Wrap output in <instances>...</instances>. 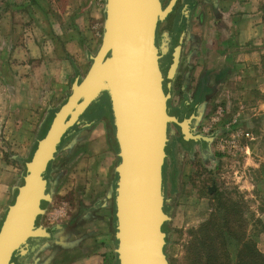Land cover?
<instances>
[{
  "label": "rangeland",
  "instance_id": "obj_1",
  "mask_svg": "<svg viewBox=\"0 0 264 264\" xmlns=\"http://www.w3.org/2000/svg\"><path fill=\"white\" fill-rule=\"evenodd\" d=\"M29 1L10 0V14L2 18L0 0V226L53 113L69 96L75 78H82L90 66L86 49L89 46L94 56L103 35L105 0H55L52 13L47 8L51 1L37 0V6ZM212 5L189 6L186 24L197 16L198 8V14L210 10L213 16L217 4ZM262 9L264 22V0ZM173 22H162L158 28L157 47L164 43L168 49L162 56L166 77L168 54L187 33L183 24L174 39L169 36ZM218 23L223 24L222 17ZM260 44L264 47V41ZM256 61L250 60L243 73L224 66L218 82L213 79L208 84L211 88L194 118V130L211 137L212 146L208 144L201 151L194 144L185 145L174 139L178 135L175 126H169L163 194L168 214L165 253L170 264H186L185 246L192 238L191 230L205 222L211 212L222 217L213 201L215 194L235 204L234 218L239 220L241 231L253 237L264 253V55ZM187 65L179 68L172 80L165 79L170 110L180 105L182 89L185 96L196 90L194 72L189 70L193 65L190 61ZM101 103L108 105L106 99ZM97 104L63 140L49 164L44 177L50 201L42 204L43 214L37 221L39 226L54 230L77 223L75 233L88 241L96 234L101 237V204L106 199L113 213L115 168L119 163L110 115L103 119L106 147H101ZM172 158L175 163L171 166ZM172 170L175 178L171 182ZM49 244L41 242L39 251L17 255L14 264H51ZM234 252L231 247L232 256Z\"/></svg>",
  "mask_w": 264,
  "mask_h": 264
},
{
  "label": "water",
  "instance_id": "obj_2",
  "mask_svg": "<svg viewBox=\"0 0 264 264\" xmlns=\"http://www.w3.org/2000/svg\"><path fill=\"white\" fill-rule=\"evenodd\" d=\"M177 1L169 0L163 7L161 0H105L99 48L85 75L75 78L69 96L53 113L4 215L0 264H14L17 255L26 256L52 238V231L37 224L42 204L50 201L45 173L64 135L80 124L94 104L105 99L119 158L114 189L116 264H170L162 229L168 220L163 168L169 126L178 127L184 141L206 140L190 133L193 115L179 121L169 112L170 94L164 84L177 72L184 36L173 49L167 77L160 69L168 49L164 43L156 46L157 27Z\"/></svg>",
  "mask_w": 264,
  "mask_h": 264
},
{
  "label": "crops",
  "instance_id": "obj_3",
  "mask_svg": "<svg viewBox=\"0 0 264 264\" xmlns=\"http://www.w3.org/2000/svg\"><path fill=\"white\" fill-rule=\"evenodd\" d=\"M2 1L3 18L4 16H9L11 4L10 0ZM49 1L51 2H49L50 4L47 5V8L52 13L51 9L54 10L57 1ZM191 1V7L199 3H208L213 8L212 4L215 2L217 4L216 11L212 12L213 16L210 10L198 14L199 8L196 9L195 13H197V16L193 17L190 23L187 24V33L181 43L182 52L177 70L179 71V68L187 65L189 61L193 65L192 69L189 68V70L194 72L193 75L196 78V92L200 89L198 91L199 110L205 102L207 89L211 88L208 84H211L213 79L218 82L222 67L231 66V69L239 70L243 73L250 60V63H257L256 59L264 55V47L260 44L261 41H264V29L262 28L264 24L262 16L263 0ZM30 2H35L37 6V0ZM56 9L57 7H55ZM220 17H222L223 23L221 25L218 23V18ZM81 24H83L82 20ZM89 49L90 47L88 46L86 49L87 60L92 57ZM172 49H174L173 46ZM170 57L169 53L167 57L170 59L167 60L169 66L171 63ZM104 106L106 105L101 103V147L105 148L107 128L103 119H106L108 115ZM174 163L175 161L172 158L171 166ZM170 174L172 182L175 178V170H172ZM76 224L71 227L64 226V229L62 226V229L55 227V230L52 231L53 239L49 244L51 264H61L64 259L67 260V264H115L114 210L112 213L107 199L106 202L103 201L101 204V237H97L98 235L96 234L91 241L79 237L75 233L78 232V225ZM70 232L74 233V235L70 236ZM63 234H65L64 239L62 237Z\"/></svg>",
  "mask_w": 264,
  "mask_h": 264
},
{
  "label": "trees",
  "instance_id": "obj_4",
  "mask_svg": "<svg viewBox=\"0 0 264 264\" xmlns=\"http://www.w3.org/2000/svg\"><path fill=\"white\" fill-rule=\"evenodd\" d=\"M167 60L170 59L167 58ZM97 106L101 112V101ZM104 107L107 115H110L109 106L106 105ZM52 118L53 115L51 120ZM77 128L78 126H75L68 131L64 135L61 144ZM223 198L217 194L213 196V201L216 202V206L223 213L222 217L219 219L211 212L205 222L200 224L196 229L191 230L190 234L192 238L185 246L186 264H264V253L258 250L253 237L248 235L246 231H241L238 225L239 220L234 218V216L236 217V211H233L235 204ZM229 214L232 215L230 219ZM162 229L166 233L165 224ZM231 247L235 248L234 256L231 254ZM114 260L116 264V254L114 255Z\"/></svg>",
  "mask_w": 264,
  "mask_h": 264
},
{
  "label": "flooded vegetation",
  "instance_id": "obj_5",
  "mask_svg": "<svg viewBox=\"0 0 264 264\" xmlns=\"http://www.w3.org/2000/svg\"><path fill=\"white\" fill-rule=\"evenodd\" d=\"M165 0H161V4L162 6L164 7L165 6V3H164ZM169 1V0H168ZM192 1L191 0H178L177 3H176V6L174 7L173 11L171 14H169V16L166 18V22L167 21H171L173 19V26L171 28H169L168 32H169V36L171 35V37L173 36V39H174V36H175V33L177 31V29H179L183 24L185 25L186 24V21H187V15H185V12L186 10L185 9H188V5L191 7L190 4ZM164 21V22H165ZM161 24L158 25L157 27V33H156V46H157V41H158V28L160 27ZM187 25V24H186ZM174 30V32H173ZM172 31V32H171ZM173 41V40H171ZM171 41L169 44H171ZM173 52V49L170 53V55L172 54ZM164 59L162 58L161 59V71L164 73L163 71V66H162V61ZM182 92L181 93H184L186 91H184L183 89L181 90ZM184 94H182V101L180 102V105L176 108H174V111L173 110H170V107H169V112L171 113V115L175 116L178 118L179 121H183L185 119V117H190L191 115L194 116V118L197 116V110H198V107H199V104H198V96H199V92H195L192 93L190 96H185ZM181 117V118H180ZM175 126V125H174ZM195 126H196V120L195 119H192L191 120V123L189 124V131L191 134L193 135H200L198 133L195 132ZM175 130L177 132L178 135L174 136V139L175 138H179L180 139V142H182L183 144L185 145H190V144H194L195 146H198L201 151H204L206 146L208 144H210V146H212V139L210 140L209 136H206L204 137V135L202 134L201 136H203L204 138H206V140H200L199 142H193L191 140L189 141H184L181 137V133H180V129L178 127L175 126ZM170 131V128L168 129V133ZM50 231H53L54 229H48ZM53 239V235H52V238L50 240H47L45 242H51V240ZM34 251H39V247H36L34 249Z\"/></svg>",
  "mask_w": 264,
  "mask_h": 264
}]
</instances>
